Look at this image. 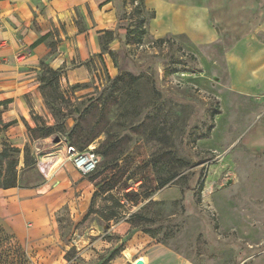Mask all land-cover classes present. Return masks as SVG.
Masks as SVG:
<instances>
[{
  "label": "rangeland",
  "instance_id": "rangeland-1",
  "mask_svg": "<svg viewBox=\"0 0 264 264\" xmlns=\"http://www.w3.org/2000/svg\"><path fill=\"white\" fill-rule=\"evenodd\" d=\"M112 3L87 77L45 90L70 101L53 106L60 116L38 86L40 110L26 98L16 119L0 120V153L20 150L9 154L15 187L0 188V264H110L136 233L185 264H264V91L230 88L218 43L200 50L181 34L157 43L144 1ZM74 24L91 41L93 20L76 12ZM54 54L40 61L39 85ZM89 98L94 111H75ZM77 120L97 133L87 146L66 140ZM36 126L55 131L27 129ZM91 150L99 165L81 175L73 158Z\"/></svg>",
  "mask_w": 264,
  "mask_h": 264
},
{
  "label": "crops",
  "instance_id": "crops-1",
  "mask_svg": "<svg viewBox=\"0 0 264 264\" xmlns=\"http://www.w3.org/2000/svg\"><path fill=\"white\" fill-rule=\"evenodd\" d=\"M144 4L154 12L149 26L156 40L181 34L200 50L218 43L230 88L246 95L258 87L264 91V0H144ZM76 12L84 21L93 20L91 41L74 24ZM113 14L112 0H0L2 123L19 116L26 98L38 110L43 106L36 76L51 47L55 54L49 68L59 70L69 84L84 80L89 51L100 52L98 36L109 30L105 17ZM17 142L16 147L24 143ZM122 251L110 264H133L141 257L145 264H185L164 245L139 233L125 242Z\"/></svg>",
  "mask_w": 264,
  "mask_h": 264
},
{
  "label": "trees",
  "instance_id": "trees-1",
  "mask_svg": "<svg viewBox=\"0 0 264 264\" xmlns=\"http://www.w3.org/2000/svg\"><path fill=\"white\" fill-rule=\"evenodd\" d=\"M129 1L131 3H136L137 6L139 7L141 4H143L144 0H129ZM143 23H144L143 19H140L139 20V28L140 29H141ZM107 34H109V33H107V32L104 33V35H107ZM163 41H164V39H158L156 42L162 43ZM44 70L47 73V77H41L39 88L42 90V96L44 98V101L46 102V104L51 106L52 110L54 111V116H56V118H58L61 114L60 112L62 109L60 107L55 109L53 106L55 104H58V105L65 104V105L69 106L70 101L66 100L57 91L56 87L54 88L52 95H49L45 92L46 89H48V90L52 89V87L54 86V81H58V79L60 77V71L59 70H52L51 68H48V67ZM79 107H82V111L84 113H87L89 111L90 112L94 111V109L96 108V105H95L94 99L89 98L85 102L82 101V102L78 103L75 111H79ZM82 114L80 115V118H81V116H83ZM62 118H64V116ZM79 128H80V124H79V120H77L74 123V125L72 126L69 133L67 134L66 140L69 143H71L73 145L83 143L85 146H87L90 143H92V141H94L95 138L97 137V133L86 135ZM27 129L30 132H40V133H42L41 136L45 137V136H49V135L54 133L55 126H48V127H45V126L37 127L36 126L34 129H29V128H27ZM64 134H66V133L64 132ZM10 153L19 154L20 150L18 148H11V147L5 146L0 153V188L1 189H9V188L15 187V183H16L15 167L17 165V161L12 157L9 159ZM24 154H25V161H26V158L29 155V147L28 146L24 147ZM102 154L104 156L107 155L106 152H102ZM26 163H27V161H26ZM3 164H5L4 168H3ZM164 185H165V183H160L159 187H162ZM143 233L147 234L146 232H143Z\"/></svg>",
  "mask_w": 264,
  "mask_h": 264
},
{
  "label": "built area",
  "instance_id": "built-area-1",
  "mask_svg": "<svg viewBox=\"0 0 264 264\" xmlns=\"http://www.w3.org/2000/svg\"><path fill=\"white\" fill-rule=\"evenodd\" d=\"M73 167L81 174L88 175L96 170L99 165V157L92 150L78 153L73 158Z\"/></svg>",
  "mask_w": 264,
  "mask_h": 264
}]
</instances>
